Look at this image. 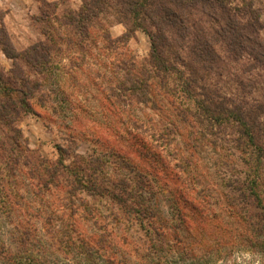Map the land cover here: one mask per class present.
Returning a JSON list of instances; mask_svg holds the SVG:
<instances>
[{"label":"trees","instance_id":"obj_1","mask_svg":"<svg viewBox=\"0 0 264 264\" xmlns=\"http://www.w3.org/2000/svg\"><path fill=\"white\" fill-rule=\"evenodd\" d=\"M235 1L81 0L44 41L2 48L12 68L0 70V212L12 232L0 264H264V7ZM109 13L125 28L115 40L101 28ZM137 31L146 63L117 51ZM99 43L114 60L102 92L103 109L119 111L112 150L80 156L70 140L56 163L34 157L16 122L38 84L17 59L41 70L60 45L87 54ZM205 149L224 159L210 183L195 158Z\"/></svg>","mask_w":264,"mask_h":264},{"label":"rangeland","instance_id":"obj_2","mask_svg":"<svg viewBox=\"0 0 264 264\" xmlns=\"http://www.w3.org/2000/svg\"><path fill=\"white\" fill-rule=\"evenodd\" d=\"M0 70L6 74L12 68V61L6 58L2 48L11 49L14 53L19 54L27 48L44 41L42 33L46 29L60 27L62 22L67 18L69 13H73L81 6V0H48L35 1L33 4L26 5L23 0H11L7 2L0 0ZM253 1L259 7H264V0H247ZM239 4V0H236ZM55 3L54 11L50 6ZM43 4V5H42ZM42 8V10L40 9ZM47 19H42L45 15ZM35 19V20H34ZM118 16L109 13L102 18V29L115 40L125 33V28L118 23ZM63 27L60 33L65 32ZM53 32V31H52ZM264 39V31L262 32ZM118 52L123 51L124 57H135L138 62L146 63L151 53L149 38L143 32L137 31L133 37L125 44L117 45ZM100 43L97 48L91 52L82 54L73 50L69 46L60 45L50 55V64L46 69H30L21 59H17L18 64L25 70L28 78L38 84L34 89L33 98L30 101L32 111L19 116L16 122L20 130V141L24 144L34 157L42 158L49 163H56L58 147H70V140H73L74 150L80 156L87 154L105 155L111 151V143L115 140L113 137L112 126L115 124L117 112L115 104L108 106L106 111L103 105V90L108 89L113 80L111 75L110 64H112L113 55L100 50ZM127 52V53H126ZM128 55V56H127ZM164 92H157L158 101L165 97ZM181 96L180 92L178 96ZM181 99V97H180ZM183 104L189 101L181 99ZM163 100L162 102H164ZM127 112L129 110H126ZM143 116H151L159 120L158 114L154 115L150 111H140ZM138 113V114H140ZM124 114V112H123ZM109 129V130H107ZM106 137L107 145L102 146L94 143V139L100 136ZM197 167L202 173L200 177L207 181L216 180L215 163L223 162L224 159L212 153L210 149L201 151ZM240 155L234 152L230 156L231 162L238 165ZM108 159V157H107ZM195 161V160H194ZM106 169L112 173L116 171L110 157ZM217 168H221L218 164ZM242 166V170H244ZM17 179L22 182V187L26 185L23 174L16 172ZM225 176L227 173L225 172ZM28 196V194H26ZM91 201V199H89ZM99 203V200L93 201ZM99 211L106 213L102 206L95 204ZM162 211L167 215L168 210L162 206ZM12 232L11 223H7L0 212V239L10 240ZM241 245L236 250H241L240 254L247 258V250ZM229 251L223 252L219 260H229L232 255ZM226 262V261H225ZM220 264H224L222 261Z\"/></svg>","mask_w":264,"mask_h":264},{"label":"crops","instance_id":"obj_3","mask_svg":"<svg viewBox=\"0 0 264 264\" xmlns=\"http://www.w3.org/2000/svg\"><path fill=\"white\" fill-rule=\"evenodd\" d=\"M5 1H7V2H11V0H5ZM24 1V3H26V5H29V4H33L34 3V0H23ZM49 2H54V1H56V0H48ZM0 3H2L1 1H0ZM1 6V5H0Z\"/></svg>","mask_w":264,"mask_h":264}]
</instances>
